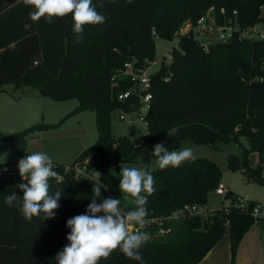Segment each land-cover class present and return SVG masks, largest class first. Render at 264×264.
I'll return each instance as SVG.
<instances>
[{
  "label": "trees",
  "instance_id": "trees-1",
  "mask_svg": "<svg viewBox=\"0 0 264 264\" xmlns=\"http://www.w3.org/2000/svg\"><path fill=\"white\" fill-rule=\"evenodd\" d=\"M97 12L106 17L99 25H85L83 39L74 32L72 15L45 18L37 22L41 57L20 79L0 81L15 89L30 86L43 97L57 100L76 98L77 107L57 123H41L21 132L0 131V142L59 126L70 116L93 109L99 130L98 139L85 148L71 164L53 161L58 178H50V192L61 191V207L55 217L25 219L17 202L5 204L6 197L16 192L22 204L19 184L27 183L20 174L0 173V264H58L56 254L69 243L66 222L83 214L92 196L80 192V184L66 166L83 164L88 172L99 173L101 197L119 198L126 214L135 201H124L117 173L126 163L149 162L156 143L169 149L178 147L181 138L190 137L198 144H214L234 140L244 149L242 160L249 177L264 181V40L239 37L212 43L205 51L194 30L179 37L178 46L150 76V91L145 120L148 135L135 145L127 136L112 134L111 114L118 107L140 105V98L119 94L133 87L130 76L123 74L126 63L143 66L155 60L156 37L173 40L186 20L195 24L214 6L218 22L237 19L240 27L264 22V0H92ZM224 8L226 14L221 13ZM237 11V15L233 14ZM156 31L157 36L153 34ZM247 140L249 146H244ZM257 163L253 161L256 156ZM238 158L230 156V166L241 168ZM150 174L155 192L148 195L149 215L137 231L148 233L140 249L144 264H198L230 230L232 264L244 235L259 221L253 214L257 202L242 205L231 190L229 206L214 210L207 217L186 212L174 218L173 213L187 204L207 203L208 194L222 182L219 164L207 157L183 162L179 167L157 168ZM144 195H147L144 193ZM100 200L97 201L99 203ZM102 214V213H101ZM154 220V221H153ZM161 221L162 224L159 222ZM160 227L170 233L158 235ZM99 264H140L127 258L119 249Z\"/></svg>",
  "mask_w": 264,
  "mask_h": 264
},
{
  "label": "rangeland",
  "instance_id": "rangeland-1",
  "mask_svg": "<svg viewBox=\"0 0 264 264\" xmlns=\"http://www.w3.org/2000/svg\"><path fill=\"white\" fill-rule=\"evenodd\" d=\"M262 15H264V7L262 8ZM193 22L186 20L180 29L175 33L173 40L156 37V52L153 69L156 70L163 62H169L168 58L171 50L178 46L179 37L188 33ZM4 87L8 91H12L15 94H21L26 92L27 97L21 100L20 105H23V110L27 112L24 120H18L16 122H0V126L9 131L21 132L26 128L32 127L41 123H57L64 118L68 113L72 112L79 104L78 99L73 98L69 100H57L50 97H43L37 93V90L30 86H24L18 89L14 88V85L7 83ZM26 87V88H25ZM24 89V90H23ZM25 89H29L25 90ZM31 94V95H30ZM22 109V106H21ZM40 110V111H39ZM148 110L146 103H142L137 111H130L121 107H118L112 111L111 125L112 134L116 137L127 136L135 145H139L148 135V127L145 124L143 117H145ZM124 114L125 118L121 119L120 115ZM4 132V131H3ZM40 132V133H39ZM99 137V130L96 122V112L93 109L79 112L70 116L65 122L59 126H53L44 128L31 134L9 139L10 141H2L0 143V160L6 158L8 153H13L19 158H23L33 152L42 151L47 153L52 160H56L62 163L71 164L78 157V155L92 143H94ZM244 146L248 147L249 143L244 140ZM185 147H191L195 157H207L216 161L223 171L222 182L227 185L226 192L228 190L233 191L245 205L247 200L257 202L264 209V181H260L254 177H249L243 169H246L242 160L244 158L243 147L234 140L227 142H216L214 144H198L190 137H183L180 140L178 147L172 150H181ZM238 158V164L241 168L234 170L230 166V156ZM253 165L257 163V155H255ZM17 161H10L5 165H0V173L6 172L19 174ZM156 157L151 155L149 162L146 163H126L121 166L124 167H136L141 168L149 173L152 170L159 168L156 165ZM72 167L66 166L73 176ZM89 175L83 174L79 178H74L80 184V192L83 195L93 196L92 188L96 182L99 181V173L91 172ZM261 178L264 179V167L260 171ZM115 177L120 183L121 177L115 173ZM124 201L131 203L134 198L128 194L122 193ZM127 196V198H125ZM232 203V199L226 194H217L216 189H213L208 194L207 203L203 205V217H207L214 210L223 206H229ZM181 214L178 215L180 217ZM174 217V216H173ZM177 218V217H174ZM139 229V228H138ZM171 229V228H170ZM250 235H252L254 241H263L264 244V213L259 216V221L250 229ZM131 232H137V228ZM170 233V231L168 232ZM168 233H157L158 235H165ZM146 237L149 236L145 233ZM253 251V248H252ZM260 251V250H259ZM245 252V251H244ZM238 251L235 257L234 264H237ZM240 255V254H239ZM263 258H262V257ZM250 264H264V252L260 251L256 255L254 261H250Z\"/></svg>",
  "mask_w": 264,
  "mask_h": 264
},
{
  "label": "clouds",
  "instance_id": "clouds-1",
  "mask_svg": "<svg viewBox=\"0 0 264 264\" xmlns=\"http://www.w3.org/2000/svg\"><path fill=\"white\" fill-rule=\"evenodd\" d=\"M24 3L35 9L29 13L34 22H39L43 17L52 23L53 17L63 18L71 14L73 30L80 38L77 43L83 39L85 25H99L106 21V17L97 12L92 0H24ZM153 154L161 170L169 166L179 167L183 162L196 158L191 147L169 151L164 143H156ZM17 166L21 179L27 181L19 184L23 201L21 204L17 200V193L12 192L6 197L5 204L12 206L13 202H17L27 220L41 214L43 220L54 218L56 210L61 207L59 200L62 192H50L49 179L59 176L53 170L55 165L52 158L45 152L37 151L21 158ZM120 172L119 190L134 198L135 208L125 214L119 198L100 199L103 186L94 184L93 196L86 211L66 222V227L70 229L66 237L69 243L56 254L58 264H99L102 258L107 259L117 249L127 258L144 264L140 249L146 243V234L129 232L128 224L133 222L143 227L146 223L149 215L147 199L155 192V180L141 168L124 167Z\"/></svg>",
  "mask_w": 264,
  "mask_h": 264
},
{
  "label": "crops",
  "instance_id": "crops-1",
  "mask_svg": "<svg viewBox=\"0 0 264 264\" xmlns=\"http://www.w3.org/2000/svg\"><path fill=\"white\" fill-rule=\"evenodd\" d=\"M32 11H35V9L32 6L25 5L24 0H0V81L9 82L20 79L29 68L37 64L41 57L37 22L29 17V13ZM25 90L29 91V89ZM24 97H27L24 91L21 94H15L8 90L0 92L1 123L4 121L7 123L16 122L26 118L24 115L27 112L23 110V105H20ZM0 131H4V133L13 132L2 126H0ZM18 159H20L19 156H14L11 152L8 153L6 158L0 160V165ZM250 232L249 230L244 235L240 243L237 257L240 256L241 259L236 258L237 264H250V261H254L258 252H264L263 241H254ZM198 264H232L229 228L226 229L221 240Z\"/></svg>",
  "mask_w": 264,
  "mask_h": 264
},
{
  "label": "built area",
  "instance_id": "built-area-1",
  "mask_svg": "<svg viewBox=\"0 0 264 264\" xmlns=\"http://www.w3.org/2000/svg\"><path fill=\"white\" fill-rule=\"evenodd\" d=\"M215 7H210L207 12L202 15L195 24H192L190 30H194V36L196 39L199 40L200 44L202 45L205 51L210 50V46L212 43L216 42H227L231 38L235 36L237 33L238 36L241 37H249L252 40L260 39L264 40V22H257L253 25L240 27L236 17L224 20V22H218L217 14L215 11ZM222 14H226L224 8L221 9ZM233 14L236 16L237 11H234ZM188 31V32H189ZM155 36H157L156 31L153 32ZM168 58L171 60L172 55L169 54ZM154 61L146 60L143 66H137L134 62L126 63L125 69L122 71L123 74L130 76L132 81L134 82L133 87H131L128 91L122 92L119 94V99H126L131 95H137L140 98V105L142 103H146L149 107L150 100L152 98V93L150 91L143 92L147 90L150 86V76L155 71L153 69ZM137 105V104H133ZM140 105H137L140 107ZM120 118H125L124 114L120 115ZM145 124L147 125V121L143 117ZM137 146V145H136ZM91 160V158H87L83 164H78L72 167V173L75 177L79 178L83 174L86 176L89 175L87 173V163ZM227 185L224 182H221L218 187L216 188L217 194H225L226 193ZM242 203V202H241ZM247 203L243 206L246 207ZM186 212H197L199 214L203 213V205L201 204H187L182 209L175 211L173 213L174 217H178L179 214H183ZM264 213L263 207L259 204H256L253 209V214L255 216H260ZM154 221V220H153ZM161 224L162 222L159 221ZM138 228V226L133 223L129 222L128 230L131 232L132 230ZM171 229L160 227L159 232L161 233H168ZM158 232V233H159Z\"/></svg>",
  "mask_w": 264,
  "mask_h": 264
},
{
  "label": "water",
  "instance_id": "water-1",
  "mask_svg": "<svg viewBox=\"0 0 264 264\" xmlns=\"http://www.w3.org/2000/svg\"><path fill=\"white\" fill-rule=\"evenodd\" d=\"M138 109H139V107L137 105H133V104L129 105L130 111H137Z\"/></svg>",
  "mask_w": 264,
  "mask_h": 264
}]
</instances>
